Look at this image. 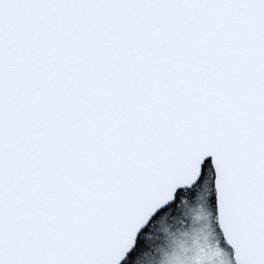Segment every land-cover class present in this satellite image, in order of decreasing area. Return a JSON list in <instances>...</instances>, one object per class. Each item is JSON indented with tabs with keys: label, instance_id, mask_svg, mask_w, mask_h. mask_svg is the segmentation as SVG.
I'll list each match as a JSON object with an SVG mask.
<instances>
[{
	"label": "snow or ice",
	"instance_id": "snow-or-ice-1",
	"mask_svg": "<svg viewBox=\"0 0 264 264\" xmlns=\"http://www.w3.org/2000/svg\"><path fill=\"white\" fill-rule=\"evenodd\" d=\"M0 264H264V0H0Z\"/></svg>",
	"mask_w": 264,
	"mask_h": 264
}]
</instances>
